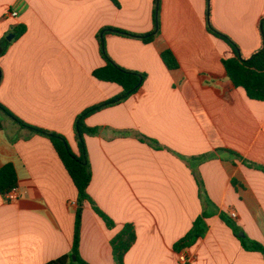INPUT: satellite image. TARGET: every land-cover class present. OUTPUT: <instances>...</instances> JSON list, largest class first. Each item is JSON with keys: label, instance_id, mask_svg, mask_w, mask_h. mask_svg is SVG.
I'll return each instance as SVG.
<instances>
[{"label": "crops", "instance_id": "crops-1", "mask_svg": "<svg viewBox=\"0 0 264 264\" xmlns=\"http://www.w3.org/2000/svg\"><path fill=\"white\" fill-rule=\"evenodd\" d=\"M0 0V44L15 27L26 32L0 45V104L26 123L64 136L79 153L75 122L122 87L93 72L106 65L99 34L154 30L155 0ZM17 15H13V13ZM208 0H161L160 31L150 42L107 31L112 61L147 74L120 104L85 120L92 169L80 254L116 264L111 239L131 223L137 239L125 264H183L175 244L203 214L209 229L187 264H264L221 218L264 244V101L235 87L223 64L233 49L208 30ZM211 22L244 58L262 48L264 0H211ZM8 40V39H7ZM9 41V40H8ZM171 50L179 67L169 69ZM13 163L17 198L0 193V264H50L73 248L77 186L52 140L0 112V168ZM241 236V237H244Z\"/></svg>", "mask_w": 264, "mask_h": 264}, {"label": "trees", "instance_id": "trees-1", "mask_svg": "<svg viewBox=\"0 0 264 264\" xmlns=\"http://www.w3.org/2000/svg\"><path fill=\"white\" fill-rule=\"evenodd\" d=\"M116 5H119L118 0H112ZM161 0H155V26L151 33L146 35H138L122 29H103L100 34L101 54L106 61V65L96 69L93 75L106 82H112L122 87V92L112 99L105 102L96 104L85 111H83L75 122V133L79 145V153H75L69 145L67 139L55 132L30 125L22 119L11 113L6 107L0 104V112H4L10 116L18 125L31 129L37 133L49 137L57 152L60 155L65 167L71 175L75 185L77 186L79 195L77 198L76 209V223H75V235L72 251L50 264H90L80 254L81 232L83 222V212L86 203H90L93 210L99 215L109 229L116 227L114 220L108 216L102 209H100L94 200L91 198L88 189L92 181V169L89 160L88 149L86 145V135L96 134L97 128H90L86 125L85 120L88 116L105 109L110 106H114L122 103L128 99L131 95L135 94L143 85L146 80L147 74L139 73L127 70L117 64H115L107 53L103 35L107 31H114L118 34L138 37L145 42L152 41L160 31V13ZM211 0H208V14L207 23L208 30L215 36L224 40L233 49L235 57L224 59L223 64L226 68L227 74L235 87H242L246 90L248 96L253 100L264 101V18L260 21V32L262 36V48L254 53L249 58L242 56L241 50L236 42H234L229 36L215 29L211 24ZM26 32V26L19 25L13 30L14 39L19 38ZM11 42L7 39L0 45L6 48ZM162 58L169 69H177L179 67L178 60L171 50H166L162 53ZM2 79V70L0 68V82ZM19 176L17 169L13 163H7L0 168V193L6 197V195L12 190L18 189ZM207 214L199 217L193 224L190 231L175 244V250L181 252L184 249L190 248L195 245L199 239L203 238L209 226L206 222ZM221 218L227 223V225L233 229L235 235L239 237L244 248L248 251L259 252L264 256V244L250 240L248 238L239 236V227L234 223V218L228 216L226 213L221 214ZM137 239V233L135 226L131 223L125 224L122 229L111 239V245L113 248V256L116 264H125V256L132 248ZM76 257L74 260L73 257Z\"/></svg>", "mask_w": 264, "mask_h": 264}, {"label": "built area", "instance_id": "built-area-1", "mask_svg": "<svg viewBox=\"0 0 264 264\" xmlns=\"http://www.w3.org/2000/svg\"><path fill=\"white\" fill-rule=\"evenodd\" d=\"M13 15H17V13H13ZM17 189L15 190H12L11 192H9L7 195H6V199L8 201H13L17 198V193H16ZM231 217L236 219L237 217V214L235 212H232L231 214ZM179 261L183 264H187L188 261H189V258L187 256V253L185 252V250L181 251L180 255H179Z\"/></svg>", "mask_w": 264, "mask_h": 264}, {"label": "water", "instance_id": "water-1", "mask_svg": "<svg viewBox=\"0 0 264 264\" xmlns=\"http://www.w3.org/2000/svg\"><path fill=\"white\" fill-rule=\"evenodd\" d=\"M14 36H15V35L12 34V35H10L7 39H8L9 41H11V40L14 38ZM240 235H241V236H244L243 233H240ZM73 258H74V260H76V257H75V256H74Z\"/></svg>", "mask_w": 264, "mask_h": 264}, {"label": "rangeland", "instance_id": "rangeland-1", "mask_svg": "<svg viewBox=\"0 0 264 264\" xmlns=\"http://www.w3.org/2000/svg\"><path fill=\"white\" fill-rule=\"evenodd\" d=\"M211 24H212V26L215 28V29H217L214 25H213V23L211 22ZM127 31V30H126ZM219 31V30H218ZM13 33H11V34H9L8 36H7V38L10 36V35H12ZM0 51H1V48H0Z\"/></svg>", "mask_w": 264, "mask_h": 264}]
</instances>
